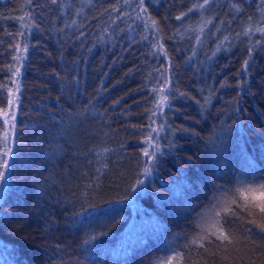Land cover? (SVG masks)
I'll return each mask as SVG.
<instances>
[{"label":"trees","instance_id":"trees-1","mask_svg":"<svg viewBox=\"0 0 264 264\" xmlns=\"http://www.w3.org/2000/svg\"><path fill=\"white\" fill-rule=\"evenodd\" d=\"M202 2L0 0V264H264L247 211L196 221L264 174V4Z\"/></svg>","mask_w":264,"mask_h":264},{"label":"snow or ice","instance_id":"snow-or-ice-1","mask_svg":"<svg viewBox=\"0 0 264 264\" xmlns=\"http://www.w3.org/2000/svg\"><path fill=\"white\" fill-rule=\"evenodd\" d=\"M55 2V0H53ZM125 3H127V0H125ZM212 3V0H203L202 3H196L193 4L189 9L188 13H193L197 11L204 10L208 7H210ZM261 4H264V0H261ZM141 11L146 12L147 9L144 7V0H139V3L137 5ZM234 8H236L237 11H242V9L239 7V5H233ZM113 10L116 9V6H113ZM264 11V9H261ZM107 11V10H106ZM188 13H182L181 16H178L177 19H181L183 16H186ZM153 25H156V21H152ZM251 31V29H249ZM257 32H260L261 34H264V27H260L256 29ZM146 38V37H145ZM19 48V46H16ZM24 51H27V48L24 49ZM19 59V57H17ZM248 62L245 61V66L247 67ZM15 72L18 73L19 69H15ZM7 93H12V90L7 87V84L4 86ZM16 91H19V88L17 87ZM13 95L12 99H8L6 101L8 105V111L3 112V124L8 125L11 124V128H15V111L14 105H15V95ZM9 112H11V117H9ZM3 141L0 142V145H2L3 153L0 155V199L4 198L8 191L11 188V174H12V168L9 164V157L11 156L14 160L15 157L12 155V148H11V139H10V130L8 128H5L3 133ZM149 148H153V145L151 143V137L148 138ZM159 145H155L154 150L150 153L148 150H145L143 155L144 156H151V158L155 159V154L158 152ZM250 167H255L254 164L249 165ZM144 174L148 175L150 174V169L145 168ZM248 176H251L252 179L249 180ZM239 185L234 190V195L231 198H225V199H217L215 203H213L212 207L207 210V213L204 215V220L207 223V227L205 224H200L198 227L201 228L202 231H208L210 235L216 236L217 239H227L226 236H224L223 232L220 228L217 226H222L223 224H232L234 222H237L239 219L238 212L240 210L247 211L248 215L252 217L250 220L251 224L256 225L255 229L253 228H245L246 232H255L257 236H260L264 238V174L257 177L254 172H250L247 175L243 176L242 178H238ZM138 184L142 183V181H137ZM257 199H259V203H257ZM259 212V220L255 218L256 211ZM223 214V218H222ZM207 237H200L199 239H206ZM193 244L198 243V239L194 238L192 241ZM201 246H203L201 244ZM179 256V253L177 254ZM172 259H175V257L170 258L167 261V264H172Z\"/></svg>","mask_w":264,"mask_h":264},{"label":"rangeland","instance_id":"rangeland-1","mask_svg":"<svg viewBox=\"0 0 264 264\" xmlns=\"http://www.w3.org/2000/svg\"><path fill=\"white\" fill-rule=\"evenodd\" d=\"M257 203H259V199H257ZM205 215V214H204ZM204 215H200L197 219H196V221H197V226H198V223L200 222L201 224H205V226L207 227L208 225H207V223H206V221L204 220ZM198 228V227H197ZM200 228V227H199ZM201 229V228H200ZM170 258H172L171 256L170 257H168V259H166V261H168ZM175 259H172V264H175Z\"/></svg>","mask_w":264,"mask_h":264}]
</instances>
